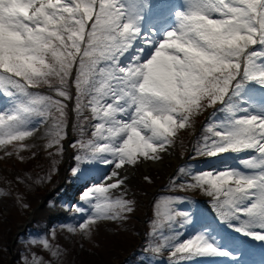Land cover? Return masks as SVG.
Wrapping results in <instances>:
<instances>
[{"label": "snow or ice", "instance_id": "obj_1", "mask_svg": "<svg viewBox=\"0 0 264 264\" xmlns=\"http://www.w3.org/2000/svg\"><path fill=\"white\" fill-rule=\"evenodd\" d=\"M141 3L0 0V91L14 99L11 114L0 115V144L5 136L10 142L32 135L53 110L60 117L54 142L60 143L66 105L29 89L58 81V96L70 98L67 84L75 68L76 110L90 108L97 122L92 138L73 141L83 150L75 156L73 175L84 162L103 156L112 166L103 181H114L80 194L88 207H75L87 213L79 229L90 230L96 220L122 218V212L132 210V202L107 195L125 184L124 165L160 159L176 131L201 109V101L220 103L230 118L208 128L212 135L203 138L194 156L251 151L250 158L239 161L247 170L181 167L192 182L178 186L202 190L221 221H239L238 231L264 240V115L230 102L246 82L264 86V0H187V10L177 13L178 26L158 42L136 24ZM35 116L42 119L30 128ZM173 203L165 205L171 231L164 235V223L154 221L153 234L160 231L176 264L228 254L203 233L181 241L183 231L173 229H184L191 217L172 209Z\"/></svg>", "mask_w": 264, "mask_h": 264}, {"label": "rangeland", "instance_id": "obj_2", "mask_svg": "<svg viewBox=\"0 0 264 264\" xmlns=\"http://www.w3.org/2000/svg\"><path fill=\"white\" fill-rule=\"evenodd\" d=\"M123 2L128 4L129 0ZM170 2L172 0H144L134 15L137 26L146 25L149 19L165 11ZM186 10L187 0L169 16V25L160 31L149 25L143 33L157 42L162 41L168 31L178 26L177 13ZM154 32L157 33L154 35ZM259 47L255 46L256 49ZM74 74L67 84L70 98L58 96L57 81L48 92L29 89L34 95L61 99L66 105L59 144L54 142L55 125L60 119L55 110L32 135L10 142L5 136V143L0 144V264H176L177 258L171 257L172 249L163 241L160 231L153 234V229L158 227L154 221L164 223V235L171 231L167 228L165 209L169 200L175 201L172 209L187 212L191 217L184 229H173L183 231L181 241L203 233L218 249L228 253L196 256L181 264H264V240L238 231L239 221H221L202 190L178 186L192 182L190 174L179 172L181 167L188 170L193 166V171L200 172L212 166L223 167L225 163L246 171L239 161L254 154L247 151L226 152L215 157L194 156V150L203 138L212 135L208 128L217 121L230 118L221 110L223 105L209 110L206 100L201 101V109L193 113L200 120L190 117L185 126L176 131L171 144L160 153V159L156 160L160 165L146 166L141 158L131 167L132 173L126 177L125 184L109 190L107 195L112 201L128 200L132 202V210L122 212V218L96 220L90 224V230L79 229V223L87 213L81 215L75 207H88L79 197L95 183L86 185V182L73 193L68 189H74L81 179L94 172L107 173L111 165L100 156L84 162L73 175V169L77 167L75 156L83 155V150L74 146L73 141L92 138L93 124L97 122L90 108L76 110V97L70 88ZM0 100L7 109L3 115L11 114L14 99L0 91ZM230 102L237 108L247 109L250 114L264 115V88L256 81L246 82ZM41 119L33 117L29 127H35ZM64 140H71L75 153H65ZM216 164H220L219 167H215ZM176 219L181 220L180 217ZM21 228L24 232L14 238V232ZM157 246H161L160 252L155 251Z\"/></svg>", "mask_w": 264, "mask_h": 264}, {"label": "bare ground", "instance_id": "obj_3", "mask_svg": "<svg viewBox=\"0 0 264 264\" xmlns=\"http://www.w3.org/2000/svg\"><path fill=\"white\" fill-rule=\"evenodd\" d=\"M150 24H152V25H156L158 28H162V25L160 24V21H159V18H154V19H152L151 21H150ZM159 38V37H158ZM7 109H6V106L3 104V102L0 100V115H3V113H5V111H6ZM142 163L143 164H145L146 166H158V165H160V163L159 162H157L156 160H153V159H151V158H142ZM218 165H220V164H218ZM217 164L215 165V167H217L218 166ZM224 166H226V164L224 163ZM224 166L223 167H219V168H216V169H223L224 168ZM112 167V166H111ZM131 165H124L123 167H122V169H120V172H121V175L123 176V177H129L130 175H131V173H132V169H131ZM212 168H214L213 166L210 168V169H212ZM110 171H111V168L108 170V172L107 173H103V172H100V173H98V172H94L91 176H88L87 178H85V179H81L80 180V182L76 185V187H74V189H71V191H70V189L68 190V192L70 191L71 193H73L74 191L73 190H76V189H78V187H81V186H83L86 182H87V184L86 185H89L90 184V182L93 184V183H95V184H98V183H101V182H104V183H109V182H114V181H103L104 180V177L106 176V175H108L109 173H110ZM75 182V181H74Z\"/></svg>", "mask_w": 264, "mask_h": 264}]
</instances>
